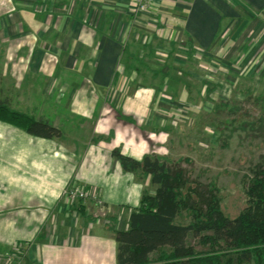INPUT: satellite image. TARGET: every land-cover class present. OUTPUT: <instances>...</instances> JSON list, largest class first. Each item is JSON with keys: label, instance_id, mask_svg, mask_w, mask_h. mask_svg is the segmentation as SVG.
Returning a JSON list of instances; mask_svg holds the SVG:
<instances>
[{"label": "crops", "instance_id": "0c3cea01", "mask_svg": "<svg viewBox=\"0 0 264 264\" xmlns=\"http://www.w3.org/2000/svg\"><path fill=\"white\" fill-rule=\"evenodd\" d=\"M134 8L133 0H0V99L61 130L42 138L0 120V264H119L115 231L129 228L152 181L112 151L157 153L169 126L163 118L157 133L158 110L192 98L175 61L213 48L222 22L238 15L236 0H158L155 13L139 16ZM133 55L144 72H131ZM73 182L97 187L110 223L66 198ZM16 248L21 259L7 261Z\"/></svg>", "mask_w": 264, "mask_h": 264}, {"label": "rangeland", "instance_id": "374dc122", "mask_svg": "<svg viewBox=\"0 0 264 264\" xmlns=\"http://www.w3.org/2000/svg\"><path fill=\"white\" fill-rule=\"evenodd\" d=\"M250 1L236 0L238 15L222 22L213 48L191 49L188 63H181L179 58L173 62L174 69L190 82L192 98L170 100L166 107L173 111L180 108V119L173 113V118L166 117L169 126L161 131L163 141L156 138L161 144L156 146V152L183 168L190 179L210 183L220 208L229 217H235L246 206L245 178L252 176L253 167L264 161V2L257 0L260 3L256 5L255 0ZM178 52L185 53L182 49ZM130 68L131 72L146 69L136 55ZM158 118L157 133L166 129L158 125L163 120ZM157 186L147 183L144 194H155ZM192 186L185 183L181 193L189 196ZM189 221L187 211L176 220L183 224ZM188 246L193 256L213 250L199 237L188 238ZM215 249L226 254L223 244ZM254 258L252 263L244 264H264V253ZM225 260L222 255L221 264ZM214 264L220 263L216 260Z\"/></svg>", "mask_w": 264, "mask_h": 264}, {"label": "trees", "instance_id": "16d2710c", "mask_svg": "<svg viewBox=\"0 0 264 264\" xmlns=\"http://www.w3.org/2000/svg\"><path fill=\"white\" fill-rule=\"evenodd\" d=\"M0 120L37 137L61 136L58 127L12 110L2 99ZM112 154L126 171H142L158 185L155 194H143L139 207L130 215L129 228L115 231L119 264H214L216 260L221 264L222 255L224 264H244L264 253V161L257 163L252 176L245 178L246 206L235 217H229L220 208L210 183L190 179L183 168L171 164L166 157L151 153L138 160L118 148ZM185 183L194 185L188 189L189 196L181 193ZM183 211H187L189 223L176 222ZM190 237L209 243L212 252L193 256L188 246ZM221 244L226 254L215 249Z\"/></svg>", "mask_w": 264, "mask_h": 264}, {"label": "built area", "instance_id": "2783aa9c", "mask_svg": "<svg viewBox=\"0 0 264 264\" xmlns=\"http://www.w3.org/2000/svg\"><path fill=\"white\" fill-rule=\"evenodd\" d=\"M135 4V8L133 10L134 16L139 15H150L155 13L156 10V3L158 0H133ZM159 109V108H158ZM170 110V111H169ZM158 112H161L162 118L166 117H172L175 114L178 118V116L182 112L180 108H177V110L171 109H165L163 112L158 110ZM173 113V115H172ZM174 121V120H173ZM66 198L74 205L78 203H83L85 205L86 202H89V213L94 216L95 220L100 221L104 220L105 222L110 223V219L107 218L109 216V213L111 211L110 206L103 200L102 196L99 193V190L95 186H88L81 184L79 182H73L71 183L64 192ZM21 251L19 248L15 249L14 253H8L6 258L7 261H19L21 259Z\"/></svg>", "mask_w": 264, "mask_h": 264}]
</instances>
